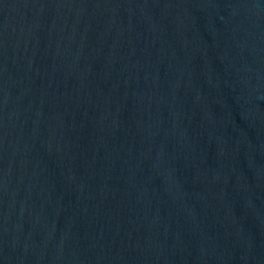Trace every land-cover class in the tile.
<instances>
[{"label":"water","instance_id":"water-1","mask_svg":"<svg viewBox=\"0 0 264 264\" xmlns=\"http://www.w3.org/2000/svg\"><path fill=\"white\" fill-rule=\"evenodd\" d=\"M0 264H264V0H0Z\"/></svg>","mask_w":264,"mask_h":264}]
</instances>
